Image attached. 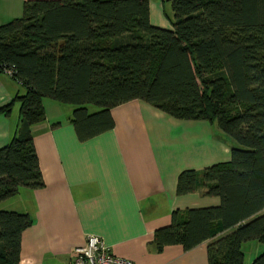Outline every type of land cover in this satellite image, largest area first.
Returning <instances> with one entry per match:
<instances>
[{
  "label": "trees",
  "instance_id": "1",
  "mask_svg": "<svg viewBox=\"0 0 264 264\" xmlns=\"http://www.w3.org/2000/svg\"><path fill=\"white\" fill-rule=\"evenodd\" d=\"M170 2L172 29L151 24L148 0H30L21 18L0 26V73L24 89L0 108L8 116L18 103L17 128L0 148V203L43 185L31 129L45 120L44 99L73 107L80 141L114 127L111 109L140 100L215 124L235 144L228 162L201 173L204 195L219 204L182 219L174 212L155 230V250L212 240L208 264H243L242 244L264 245V0ZM197 187L195 170L178 175V196ZM31 224L0 209V264H20ZM250 264H264V252Z\"/></svg>",
  "mask_w": 264,
  "mask_h": 264
},
{
  "label": "crops",
  "instance_id": "2",
  "mask_svg": "<svg viewBox=\"0 0 264 264\" xmlns=\"http://www.w3.org/2000/svg\"><path fill=\"white\" fill-rule=\"evenodd\" d=\"M27 1L0 0V26L21 18ZM148 1L151 24L172 29V9L166 12L163 1ZM23 92L17 81L0 73V108ZM43 109L45 120L31 129L43 185L21 188L0 203L1 210L32 220L22 232L20 264H72L88 235L101 237L114 255L135 264H208L212 240L190 250L169 245L158 252L152 239L155 230L171 224L174 212L182 219L187 209L219 204V198L204 195L201 173L228 162L235 144L215 124L178 120L134 100L111 109V130L80 141L71 105L44 99ZM17 125L14 103L8 116L0 114V148ZM184 170L197 172L198 187L178 196L177 178ZM253 242L248 244L259 253L264 247Z\"/></svg>",
  "mask_w": 264,
  "mask_h": 264
},
{
  "label": "built area",
  "instance_id": "3",
  "mask_svg": "<svg viewBox=\"0 0 264 264\" xmlns=\"http://www.w3.org/2000/svg\"><path fill=\"white\" fill-rule=\"evenodd\" d=\"M9 74V71H7ZM72 264H135L133 261L117 257L96 235H88L83 245L77 247Z\"/></svg>",
  "mask_w": 264,
  "mask_h": 264
},
{
  "label": "rangeland",
  "instance_id": "4",
  "mask_svg": "<svg viewBox=\"0 0 264 264\" xmlns=\"http://www.w3.org/2000/svg\"><path fill=\"white\" fill-rule=\"evenodd\" d=\"M161 2L163 1V3H164V6H165V10H166V12H168V11H170V7H171V2H170V0H160ZM88 110H89V112L90 113H92V112H95L97 109L96 108H94V107H92V106H89L88 107ZM232 141V140H231ZM233 142V141H232ZM234 143V142H233ZM249 242H246V243H244V244H246V246H244V248H243V252L245 253V261H244V263L245 264H250L251 262H252V260L255 258V257H257L258 255H260V254H262L263 252H264V248L261 250V251H259V253L256 251V247L257 246H250V245H252V244H248ZM253 243H256V241L255 242H253ZM253 245H260L261 247H264V245L263 244H253Z\"/></svg>",
  "mask_w": 264,
  "mask_h": 264
}]
</instances>
